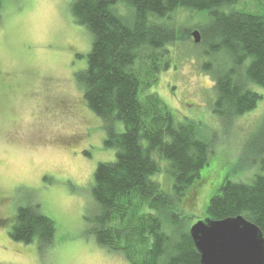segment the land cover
<instances>
[{
  "label": "trees",
  "instance_id": "16d2710c",
  "mask_svg": "<svg viewBox=\"0 0 264 264\" xmlns=\"http://www.w3.org/2000/svg\"><path fill=\"white\" fill-rule=\"evenodd\" d=\"M237 2H72L75 24L92 35L86 69L76 79L87 107L103 124L104 146L116 156L94 173L95 211L84 217L86 235L129 264H200L190 236L195 218L184 205L193 206L195 194L211 180L206 172L214 155L211 137L200 131L201 124L181 122L155 92L144 99L140 92L156 85L168 68L165 46L175 43L174 26H180L173 15L191 11L203 18L195 29L201 33L199 45L205 43L204 68L215 83L214 115L229 125L255 110L262 96L254 89L264 90V18L233 10ZM246 148L254 174L239 182L227 175L213 189L204 215L215 221L243 217L264 235V118ZM164 170L171 181L167 188L158 179ZM9 225L15 243H37L42 252L56 243L55 222L38 203L20 207L11 220L0 219V228Z\"/></svg>",
  "mask_w": 264,
  "mask_h": 264
},
{
  "label": "rangeland",
  "instance_id": "374dc122",
  "mask_svg": "<svg viewBox=\"0 0 264 264\" xmlns=\"http://www.w3.org/2000/svg\"><path fill=\"white\" fill-rule=\"evenodd\" d=\"M72 2L2 0L0 219L11 220L20 207L38 203L55 222L57 233L55 245L42 252L37 243L13 242L10 225L0 228V264H129L86 235L84 217L95 211L94 173L116 156L104 146L103 124L87 107L76 79L86 69L92 35L75 24ZM232 9L264 18V0H238ZM173 22L180 26H174L175 43L165 46L168 68L162 69L156 85L143 87L140 96L155 92L181 122L189 118L211 137L214 155L206 170L211 180L195 194L193 206L184 205L194 223L205 219L210 195L227 175L239 182L254 174L246 142L264 118V90L254 89L262 96L255 110L222 124L213 113L217 95L214 79L204 68L205 43L196 45L191 36L203 26V18L179 11ZM161 174L165 177L159 175V182L170 187L165 170Z\"/></svg>",
  "mask_w": 264,
  "mask_h": 264
},
{
  "label": "water",
  "instance_id": "95a60500",
  "mask_svg": "<svg viewBox=\"0 0 264 264\" xmlns=\"http://www.w3.org/2000/svg\"><path fill=\"white\" fill-rule=\"evenodd\" d=\"M196 45L200 31L192 33ZM190 236L200 255V264H264V235L243 217L196 221Z\"/></svg>",
  "mask_w": 264,
  "mask_h": 264
},
{
  "label": "flooded vegetation",
  "instance_id": "af4514ba",
  "mask_svg": "<svg viewBox=\"0 0 264 264\" xmlns=\"http://www.w3.org/2000/svg\"><path fill=\"white\" fill-rule=\"evenodd\" d=\"M91 132V130H89Z\"/></svg>",
  "mask_w": 264,
  "mask_h": 264
}]
</instances>
